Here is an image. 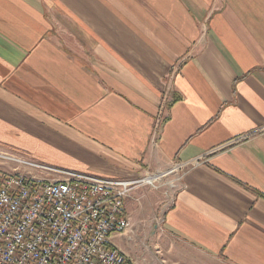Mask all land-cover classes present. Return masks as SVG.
I'll use <instances>...</instances> for the list:
<instances>
[{
	"label": "crops",
	"instance_id": "1",
	"mask_svg": "<svg viewBox=\"0 0 264 264\" xmlns=\"http://www.w3.org/2000/svg\"><path fill=\"white\" fill-rule=\"evenodd\" d=\"M0 149L105 178L186 164L168 202L134 188L112 243L264 264V0H0Z\"/></svg>",
	"mask_w": 264,
	"mask_h": 264
},
{
	"label": "built area",
	"instance_id": "2",
	"mask_svg": "<svg viewBox=\"0 0 264 264\" xmlns=\"http://www.w3.org/2000/svg\"><path fill=\"white\" fill-rule=\"evenodd\" d=\"M0 159L10 162L0 166V264H135L111 241L132 232L124 201L139 186L171 193L187 168L174 163L118 179L46 165L21 152ZM169 171L174 178L166 179Z\"/></svg>",
	"mask_w": 264,
	"mask_h": 264
},
{
	"label": "rangeland",
	"instance_id": "3",
	"mask_svg": "<svg viewBox=\"0 0 264 264\" xmlns=\"http://www.w3.org/2000/svg\"><path fill=\"white\" fill-rule=\"evenodd\" d=\"M0 153H6V154H16V152H13V151H9V150H2L0 149ZM10 164V162L8 161H5V160H2L0 159V166H6L8 167ZM158 172V171H156ZM176 175V172L175 171H169L167 174H166V179H171V178H174ZM170 190H168V194H166V200L164 202H168L169 201V193H170ZM145 245H143V248L145 250H148V245L144 242ZM163 259L160 258L159 254H153L151 256V261L149 264H167L166 262H162Z\"/></svg>",
	"mask_w": 264,
	"mask_h": 264
}]
</instances>
